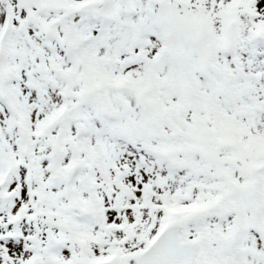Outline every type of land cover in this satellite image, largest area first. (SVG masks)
Listing matches in <instances>:
<instances>
[{"label":"snow or ice","instance_id":"obj_1","mask_svg":"<svg viewBox=\"0 0 264 264\" xmlns=\"http://www.w3.org/2000/svg\"><path fill=\"white\" fill-rule=\"evenodd\" d=\"M0 264H264V0H0Z\"/></svg>","mask_w":264,"mask_h":264}]
</instances>
